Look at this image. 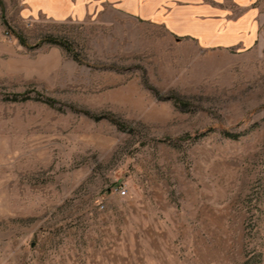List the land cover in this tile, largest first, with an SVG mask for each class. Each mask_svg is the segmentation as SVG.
Returning a JSON list of instances; mask_svg holds the SVG:
<instances>
[{
  "label": "rangeland",
  "instance_id": "obj_1",
  "mask_svg": "<svg viewBox=\"0 0 264 264\" xmlns=\"http://www.w3.org/2000/svg\"><path fill=\"white\" fill-rule=\"evenodd\" d=\"M19 1L0 0V264H264V0L248 50Z\"/></svg>",
  "mask_w": 264,
  "mask_h": 264
},
{
  "label": "crops",
  "instance_id": "obj_2",
  "mask_svg": "<svg viewBox=\"0 0 264 264\" xmlns=\"http://www.w3.org/2000/svg\"><path fill=\"white\" fill-rule=\"evenodd\" d=\"M108 14H113L112 16ZM257 0H20L19 17L55 23L124 18L164 28L202 50H248L259 40Z\"/></svg>",
  "mask_w": 264,
  "mask_h": 264
},
{
  "label": "trees",
  "instance_id": "obj_3",
  "mask_svg": "<svg viewBox=\"0 0 264 264\" xmlns=\"http://www.w3.org/2000/svg\"><path fill=\"white\" fill-rule=\"evenodd\" d=\"M0 5H1V3H0ZM18 38H19V40H20V42L22 44H25V41L21 37H18ZM50 40H51V42H55V43L58 42V43H60L61 45L65 46L70 51L69 45H67L66 43L61 42V41L59 42V41L54 40V39H50ZM74 57H75L76 60H79V55H74Z\"/></svg>",
  "mask_w": 264,
  "mask_h": 264
},
{
  "label": "built area",
  "instance_id": "obj_4",
  "mask_svg": "<svg viewBox=\"0 0 264 264\" xmlns=\"http://www.w3.org/2000/svg\"><path fill=\"white\" fill-rule=\"evenodd\" d=\"M116 191H119L123 195L126 193L121 187L117 188Z\"/></svg>",
  "mask_w": 264,
  "mask_h": 264
}]
</instances>
